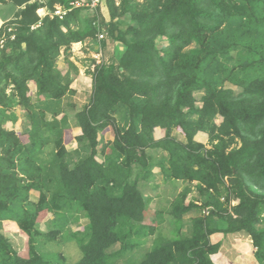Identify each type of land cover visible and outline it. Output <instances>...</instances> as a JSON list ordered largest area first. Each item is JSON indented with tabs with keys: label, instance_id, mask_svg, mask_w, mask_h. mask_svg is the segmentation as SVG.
<instances>
[{
	"label": "trees",
	"instance_id": "obj_1",
	"mask_svg": "<svg viewBox=\"0 0 264 264\" xmlns=\"http://www.w3.org/2000/svg\"><path fill=\"white\" fill-rule=\"evenodd\" d=\"M70 1L0 0L16 9L0 27V264H62L63 255L46 259L38 243L64 231L82 254L74 264H215L212 233L237 231L264 264V0H102L109 21L100 8H74L31 27L39 7ZM99 31L124 48L95 65L90 97L75 106L56 61L72 43H98ZM18 104L30 122L26 143L2 127L16 120L6 111ZM70 126L80 130L75 158L64 143ZM105 127L113 137L103 143ZM159 175L195 182L200 203L179 196L166 210L152 207L138 186ZM47 214L48 224L60 221L52 230L40 228ZM6 220L25 235L24 252L1 231ZM163 222L168 233L156 231Z\"/></svg>",
	"mask_w": 264,
	"mask_h": 264
},
{
	"label": "rangeland",
	"instance_id": "obj_2",
	"mask_svg": "<svg viewBox=\"0 0 264 264\" xmlns=\"http://www.w3.org/2000/svg\"><path fill=\"white\" fill-rule=\"evenodd\" d=\"M115 2H116V4H118L120 2V0H116ZM7 9L8 8H5V10H3L2 12L5 13L7 11ZM101 13H102V16L104 17L105 21L110 20L109 10L107 8V5L104 4V1H102ZM104 39H105V43L102 45H99L97 42L93 43L92 41H89L88 39L85 40V43L83 42V43H81L80 46H78V48L80 47V49L83 50L82 51L83 54H79V52L73 53L72 52L73 47H74V49H77V47H75L72 43L70 45L69 54L71 53L73 56H75L74 58H75L76 62L72 61L73 59L70 58V56H69V58H68V56H66V53H65L63 48L61 49L60 55L56 61L55 68L57 70L61 71L62 75L67 73L69 79H71L70 84H69V89L74 90L75 92H78L79 84H81V86L83 87V88H81V91L86 92V96H85L84 100H88L90 97L89 95L91 93L92 83H93L91 72L94 69L95 65L99 64L101 61L105 62V63H109L111 60V57H113V59L115 60L116 57H118L120 55V52L124 48V45L121 42L113 41L111 37L106 35V33H105ZM90 47L92 49H94L93 47H95V49L91 50ZM193 47H195V44L191 45L190 48H188V49H192ZM77 54H79V55H77ZM81 55H83V56H81ZM68 59L71 60L72 62H70ZM97 62H99V63H97ZM72 82L76 83V85L73 84ZM72 84L76 87V89L72 88V86H71ZM11 87H12V85H9L6 88L7 94L11 93V89H12ZM35 87H36V85H35V82L33 81V84H31V87H29V91H28L29 95L34 90H36ZM238 91H239V89L237 87H233L234 94H236ZM73 94L74 93H70L69 95L72 96ZM197 103L200 104V101L197 100ZM26 110L27 109H24L22 106H20V104L10 107L6 111V113L7 114H9L11 112L16 113V115H17L16 120L13 121L11 119H8L2 125V127L4 129L15 131V134L18 136L19 140L22 142H25V143L27 142L28 139H27V134H25L24 131L26 129V123H28L27 126H29V123H30V122H27V121H29L28 118L26 119V114H25ZM73 113H74V111L68 112L69 120H71ZM60 116H62V113L58 114L57 117H60ZM221 120H222V116L220 114H217L215 116L216 123L221 122ZM99 132H100V136H101L103 143L108 141L109 139L111 140L113 137L112 130L110 127L102 128ZM79 133H80L79 128H74L72 126H70L69 129L64 130V138H65V141L67 140L66 146H69L68 152L72 158L73 157L75 158V156H77L79 153V150H78L79 149V142L75 139V136L78 135ZM161 135H162L161 130L159 128H155L154 129V137L159 138ZM194 139L199 141V142L205 143V144L207 143V140H208L205 135L199 134V132L195 134ZM206 147H210L209 144H207ZM43 158H45V157H43ZM189 184H190L189 186L191 188V191L194 190V189H192V186L195 185V182H192ZM31 193L37 195L36 191H33ZM192 195H196V194H194V192H191L188 194V192H185L183 189L179 193V196H182V198L185 200V203H187L188 199L191 198ZM235 203H236L235 200H232L230 205H234ZM49 215H51V214H49ZM49 215L47 214V216L45 218L46 219V222H45L46 225L48 224L47 219H48ZM194 215H195V212H194ZM58 220L59 219H57V221H50V224H48V227L51 228V230H52V228H55L56 225L60 223V221H58ZM83 220H84V218H83ZM83 220H82V223H83ZM72 228L73 229H81V226L79 224H77V225L75 224V225H72ZM160 229L165 231L164 233H168V230L170 229V227L168 226V224L166 222H163L160 224V226L157 228L156 231L160 233ZM66 234H67V231H64L62 234H57V235H55L54 233H50L49 236L45 235V237L41 238L39 243H38V246H39L38 250L42 254V256L46 259L54 260V258H57L59 255H63L64 261L62 264H74V263H76L80 259V257L82 256L81 251H80L79 246H78V241L72 240V239L71 240H64V237ZM16 246H17V244H16ZM25 247H26V243L23 247V250H20V253L24 252ZM136 250H137L135 252L137 254L136 257L140 256L142 254V250H140V248H137Z\"/></svg>",
	"mask_w": 264,
	"mask_h": 264
},
{
	"label": "crops",
	"instance_id": "obj_3",
	"mask_svg": "<svg viewBox=\"0 0 264 264\" xmlns=\"http://www.w3.org/2000/svg\"><path fill=\"white\" fill-rule=\"evenodd\" d=\"M0 27L5 23L7 20L13 19L14 13L16 9H13L9 5L0 4ZM4 8V9H3ZM5 8H8L7 11L4 13L2 12L5 10ZM85 43V41H83ZM83 42H75L73 45L77 47V49H72V52H79V54H83V50L78 48V46L81 45ZM94 46V45H93ZM95 49V47H93ZM91 50H94L90 47ZM70 52V51H69ZM77 54V55H79ZM70 58H72L74 62L75 56H73L71 53L69 54ZM68 56V58H69ZM83 56V55H81ZM69 60V59H68ZM72 62L71 60H69ZM78 70V69H77ZM80 76V75H79ZM73 83V82H72ZM31 84H33V81H28L27 85L31 87ZM76 85V83H73ZM71 85L72 88L76 89L74 85ZM36 88V87H35ZM81 84H79L78 92H74V102L75 106H80L83 102H85V96L86 92H82ZM35 92V90L32 92V94ZM173 136L177 137L182 142H185V137L182 134L174 133ZM67 140L64 142L66 146ZM70 143V142H69ZM69 146H66L68 149ZM69 151V149H68ZM159 154V153H158ZM187 182H184L182 180H170V181H164L163 176L159 175L157 178L152 180L148 185H143V183H139V188L141 189L143 195L145 197H148L151 202V206L155 207L157 210H166L173 199L176 197H179V193L184 190L186 187L190 188ZM192 190L190 188V192H194L196 195H192L191 198L188 199L187 202L190 200L195 199V202L197 204L200 203L199 195L195 191L194 185L192 186ZM185 202V201H184ZM194 215V211L186 213L184 217V221H189V219ZM52 215H49L47 221H49L50 218H52ZM46 219L41 223L40 228L43 229L45 226ZM186 229L185 227L183 230ZM162 230V229H161ZM1 231L11 240V243L13 247L16 249L18 253H20V250H23V247L26 243L25 235L17 228V225L10 221L6 220L2 222V229ZM164 233L165 231L162 230ZM211 242H219L218 250L212 254L213 260L215 264H259L255 255H254V246L251 241V237L242 232H214L211 235ZM152 237L149 238V241L140 248L142 250V254H144L148 249H150L152 245ZM17 244V246H16ZM15 245V246H14Z\"/></svg>",
	"mask_w": 264,
	"mask_h": 264
},
{
	"label": "built area",
	"instance_id": "obj_4",
	"mask_svg": "<svg viewBox=\"0 0 264 264\" xmlns=\"http://www.w3.org/2000/svg\"><path fill=\"white\" fill-rule=\"evenodd\" d=\"M102 7V0H73L68 3V5L63 4H55L52 9H47L46 7H39L37 9V14L39 16V21L31 26L32 28L38 26L40 24V20L45 17L49 16L50 18L58 17L59 19H62L69 11H71L74 8H82L85 9V11L88 14L95 15L97 12V9ZM13 29L12 27L8 26L6 27V32H10L11 39L14 38V34L12 33ZM105 38V32L99 31L96 36V40L98 43L102 41ZM5 41V36L3 34L2 38L0 39V46H3ZM100 45V44H99ZM99 63V62H97ZM203 214L207 215L209 212V207H206L203 209Z\"/></svg>",
	"mask_w": 264,
	"mask_h": 264
},
{
	"label": "water",
	"instance_id": "obj_5",
	"mask_svg": "<svg viewBox=\"0 0 264 264\" xmlns=\"http://www.w3.org/2000/svg\"><path fill=\"white\" fill-rule=\"evenodd\" d=\"M23 45H25V44L23 43Z\"/></svg>",
	"mask_w": 264,
	"mask_h": 264
},
{
	"label": "clouds",
	"instance_id": "obj_6",
	"mask_svg": "<svg viewBox=\"0 0 264 264\" xmlns=\"http://www.w3.org/2000/svg\"><path fill=\"white\" fill-rule=\"evenodd\" d=\"M206 208V207H205ZM252 241V240H251Z\"/></svg>",
	"mask_w": 264,
	"mask_h": 264
}]
</instances>
